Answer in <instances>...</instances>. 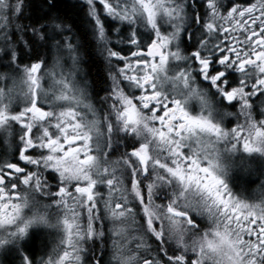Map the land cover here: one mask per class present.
Masks as SVG:
<instances>
[{"label": "snow or ice", "instance_id": "obj_1", "mask_svg": "<svg viewBox=\"0 0 264 264\" xmlns=\"http://www.w3.org/2000/svg\"><path fill=\"white\" fill-rule=\"evenodd\" d=\"M0 264H264V0H0Z\"/></svg>", "mask_w": 264, "mask_h": 264}, {"label": "trees", "instance_id": "obj_2", "mask_svg": "<svg viewBox=\"0 0 264 264\" xmlns=\"http://www.w3.org/2000/svg\"><path fill=\"white\" fill-rule=\"evenodd\" d=\"M63 7V6H62ZM202 11V10H201ZM67 18L69 23H71L74 27V30L78 32V34L83 39V48L85 52V58L88 63L85 64V68L89 69L90 75H87V79L89 80V89L93 96L96 95V91L98 89L106 87L107 81L105 79V66L102 58L97 55L94 50V45L91 41V27L89 24V17L86 13H80L77 15L75 12H71L67 14ZM23 23H27V21H23ZM40 55H44L43 49H38ZM106 82V83H105ZM103 91H100L98 98H102L104 96ZM115 140L116 137H113ZM236 188V186H234ZM234 191H237V189Z\"/></svg>", "mask_w": 264, "mask_h": 264}, {"label": "rangeland", "instance_id": "obj_3", "mask_svg": "<svg viewBox=\"0 0 264 264\" xmlns=\"http://www.w3.org/2000/svg\"><path fill=\"white\" fill-rule=\"evenodd\" d=\"M69 71H70V68L66 64L64 69H63L64 75H68ZM57 78H59V70H58V77ZM254 167L256 168L257 171H259L261 169L262 165L259 161H257V162H255ZM259 183H260V178L257 175H246V176L240 177L239 179H234L232 181V187L235 188L234 186H236L235 189H237V191H239L238 193H241V192L245 191L243 186H245L246 184L249 186V190L251 191V190L258 189ZM245 194H247V193H245Z\"/></svg>", "mask_w": 264, "mask_h": 264}, {"label": "clouds", "instance_id": "obj_4", "mask_svg": "<svg viewBox=\"0 0 264 264\" xmlns=\"http://www.w3.org/2000/svg\"><path fill=\"white\" fill-rule=\"evenodd\" d=\"M192 43H194V41H193ZM87 63H88V61H87V59L85 58V59H84V65L87 64ZM85 71H86L87 75H90V72H89V69H88V68H85ZM105 83H106V82H105ZM100 91L105 92V91H106V87L101 88V89H98V90L96 91V95H95V96H93L92 94H91V95H92L93 99L96 100V103H97V106H98L99 111L103 112V111H104V107H103V105L100 103V101H99V99H98V96H99Z\"/></svg>", "mask_w": 264, "mask_h": 264}]
</instances>
